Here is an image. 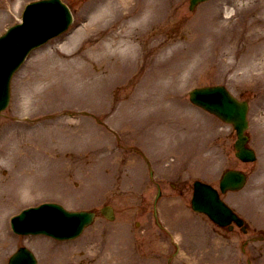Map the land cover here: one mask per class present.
<instances>
[{
  "label": "rangeland",
  "instance_id": "rangeland-1",
  "mask_svg": "<svg viewBox=\"0 0 264 264\" xmlns=\"http://www.w3.org/2000/svg\"><path fill=\"white\" fill-rule=\"evenodd\" d=\"M24 1L30 0H0V30L4 24L12 23L18 18V10ZM110 1L65 0L71 10L74 11V20H76L77 25H80L81 20L84 19H88L87 24H89L95 10L105 9L108 4L111 8L108 9L109 12L119 9L116 1ZM145 2L152 3L159 8L155 15L158 17L157 23L164 26V36L162 35L161 39H167V32H170L171 25H177L176 30L181 49L177 61H174V66L179 64L180 68L178 67V69L176 68L173 72L165 75L166 78L162 80L161 86L167 93L178 90L179 93L176 94L177 100L173 98L162 101V89L158 85V81H154L153 84L150 83L152 80L148 81L153 95L160 99L156 104L159 105L162 114V107L165 109L163 115L168 122H165V126L161 127L156 124L154 117L157 114V109L154 108L145 114L137 112L139 115L136 114V119L140 120L145 133H143L144 138L141 136L142 140L136 142L132 134L130 136L126 134L122 135L121 140L126 145L136 142L140 147L148 150L156 161V173L158 175L166 173L167 179L173 182L175 179H180L185 181L186 185H190L196 177L216 182L219 178V162L221 155L225 154L224 152H228L227 154L232 157L230 161L233 164L231 140H226L225 136L217 137V130L220 129L227 130L226 134H228V126L221 127V122L218 119L189 105L184 92L193 86L222 83L227 85L230 91L241 95L244 88V77L258 72L262 74L259 92H261V98L264 99V0H212L199 6L194 13L188 12V0L137 1L143 7ZM164 4L167 5L166 9H164ZM143 7L139 8L137 13L145 11ZM167 10L172 14L169 15ZM103 12L104 14L107 13V11ZM197 17L200 19L196 20L194 24L193 22ZM97 19L100 18H96V21ZM106 19L108 17L104 16L103 20L98 21L99 23L94 20L93 26L78 31V36L75 35L76 41L74 44L66 45V50L77 52V54L86 52L91 55L93 53L91 49L95 45L93 39L96 31L95 25L98 23L105 28ZM114 28L113 31H106L111 32L113 38L116 35L120 36L125 30H129L128 32L132 30V37L135 39L137 31L138 33L142 32V28L138 30L136 27H127L126 24L125 26L119 24ZM241 41L246 44V48L243 50L241 49ZM53 45H47L34 51L24 67L16 73L11 83L12 99L10 106L0 118V153L2 150L6 151L5 156L0 155L3 158L0 159V264H6L7 257L14 247L23 244L25 241V244L32 248L38 247L39 251L48 248L44 241L40 242L33 239L31 242L9 238L3 225L5 216H10L24 206L40 202L44 196L48 195L43 192L41 194L30 193L27 182L30 183L32 175L35 173L42 177L48 174L49 180L57 175V178L51 181L53 184L51 186L47 184L49 182L47 177L32 184L31 186L37 191H46L45 187L49 186V188L60 192L58 190L60 187L54 184H58L61 178L65 179L66 185L63 186L64 189L66 188V191L63 192L65 196H61L62 199L61 197L55 198L61 200L67 208L90 209L94 206H101L104 201L114 204L117 216L113 224L98 218L94 222V226L84 232L85 238L92 239L89 242L91 245L85 243L84 248H90L89 252L91 255L95 254L93 255L95 258L99 257L100 264H106V261L109 264H114L116 255L119 253L124 256V264H140L142 262L138 260L136 263L133 262L135 256L132 253V243H127V237H131L134 218L142 219L144 231L142 229L141 232L137 231V238L153 236L151 239L154 241L153 248L154 250L159 249L160 246L157 244L159 241L154 240V236L158 234L157 231L149 226V218L146 216L141 218L138 213L142 204L146 200L152 199L155 190L147 187L148 180L143 165L140 163L141 160L139 161L134 153L128 154L125 151L114 149L113 145L117 143L116 138L112 131L109 132L102 126L101 122L109 124L108 127L115 131L116 129L119 130L114 126V121H109V117L113 115V111L119 103L124 100L121 94L126 98V93L132 89V92L135 91L133 94L137 95L132 99H136V104L140 106L142 103H138L139 97L144 99L145 95L149 94L142 93V86L138 89L142 84L141 82L145 81L132 80L130 77L133 74L128 78L130 89L123 90L120 89V86L126 82L119 78L118 73H115L112 79L110 78L107 83H104L105 90L109 92L106 96L110 94L109 98L105 99L101 90L104 86L98 82L97 78L96 84L86 83L82 80L77 81V71L75 72L70 66L59 62L57 55L54 56L52 52L58 45L56 42ZM60 47L59 45L56 50H60ZM229 49L231 53H228ZM60 52H63V48ZM91 56L92 61L85 62L90 71L86 79L94 81L91 73L99 76L104 72L100 70L97 64L95 65V57ZM245 56L246 58L243 59ZM236 59L240 60V63L229 69L230 62ZM193 64L198 65V67L195 68L196 66ZM175 72L177 73L176 78L171 82L169 75ZM45 75L46 80H44ZM51 84L53 88L49 87ZM54 88L55 91L57 89L61 91L52 93ZM254 91L255 89H252V92ZM93 94L95 97L93 101H90L89 98ZM102 102L105 104L103 105ZM111 102L112 106L108 108ZM263 104V100L254 102L250 115V134L256 135L258 138H261L260 131L264 125V115L261 113ZM104 107L105 109H103ZM137 107L134 109H138ZM98 108L102 109L94 110ZM68 112H85L88 115L79 114L75 119L63 114L58 115V117L44 119L40 125L42 127L38 126L36 129H30L28 122L19 119L25 116H31V119H34L39 116L67 114ZM97 120L100 122L98 123ZM215 132H217L216 137L213 136ZM184 141L185 144H188L186 147H184ZM256 141L258 154L264 159L262 154L264 137L261 141L256 138ZM203 147L206 150L201 153ZM200 154L203 155L200 156ZM24 157L27 160L30 159V165L26 167L34 172L32 175L27 174L30 177L26 176L25 173L20 175L21 172L17 173V170L11 169L14 165L18 166L20 158ZM172 158L176 159L174 162L177 161L178 167L165 168L166 162L173 164L170 163ZM198 158L204 159L203 168L199 171L194 169L197 167ZM131 170L133 171L132 175H130ZM18 175L20 176L17 182H21L16 187L17 189L8 187L7 184L13 182ZM97 175L101 178L95 180ZM177 175L180 176L175 177ZM259 179L264 182V178ZM162 190L163 206L167 205L170 200L173 203L179 202L183 206L187 204L189 207L190 188L182 196L173 192L168 184H164ZM247 190L250 188L248 187ZM231 196L237 200L236 195ZM178 206L171 207L170 210L173 213L169 212L166 214L167 217L169 216L172 221H176V218L179 217L177 229L197 233L198 225L192 221L190 210L181 209ZM128 208H130L129 211H127ZM115 230L118 233L117 236L121 234L120 231H123L121 236L126 237L118 240L115 238ZM96 243L99 244V249ZM129 245L130 247L126 251L121 250ZM260 248L261 251L258 256L257 251ZM249 252L253 259L252 264H264V242L251 244ZM44 253L46 252L44 251ZM182 255L187 256L183 253ZM191 255L197 257V254L191 253ZM154 259L156 260V255ZM201 259L202 262L207 261L205 257ZM72 260L75 261L77 258ZM200 262L201 260L198 259V263ZM64 263L65 261H62L59 264Z\"/></svg>",
  "mask_w": 264,
  "mask_h": 264
},
{
  "label": "water",
  "instance_id": "water-1",
  "mask_svg": "<svg viewBox=\"0 0 264 264\" xmlns=\"http://www.w3.org/2000/svg\"><path fill=\"white\" fill-rule=\"evenodd\" d=\"M25 32V31H24ZM32 41H38V39H34ZM21 43V42H20ZM8 77V75H7ZM6 92H7V85L6 83L3 84V87L0 88V109L2 107L1 103H3L2 101L6 100ZM198 98V102H200V104L202 103V105H205L207 108H216V111L217 112H224L226 115H230L229 112H231V110L233 109V105L234 104H230L228 101H230L227 97L226 94H224L223 91L221 90H217V91H214V90H211L210 92H201L200 93V96L197 97ZM203 189L202 191L204 192L205 190H207V188H201ZM202 192V193H203ZM198 194V198L196 197V202H197V205L199 206L200 202L202 203V201H204V198L203 197H209L210 194ZM211 199V198H210ZM208 198V200H210ZM54 208L51 209V211L53 210ZM43 212V211H42ZM41 212V213H42ZM44 212H49L48 210L44 211ZM39 213V214H41ZM38 215V214H37ZM51 216V217H50ZM50 216L48 214H44V220H48L50 218L54 219L55 222H59V224L63 227V228H66L67 226V231H69V229H71L73 227V224L75 222H82V224L84 222H88L90 221V216L87 215V217L83 216V215H66V216H63L62 218H57L53 215L50 214ZM41 219V218H39ZM89 219V220H88ZM88 220V221H87ZM47 230L49 231V229L47 228ZM56 235V234H55Z\"/></svg>",
  "mask_w": 264,
  "mask_h": 264
},
{
  "label": "bare ground",
  "instance_id": "bare-ground-1",
  "mask_svg": "<svg viewBox=\"0 0 264 264\" xmlns=\"http://www.w3.org/2000/svg\"><path fill=\"white\" fill-rule=\"evenodd\" d=\"M102 15H100L101 17ZM78 34V32H76L74 34V36ZM127 33H123L121 36H115L114 39H116V44L118 45L119 48L121 49H112L113 52L116 54V53H119L121 56H123L124 59H130L135 51H136V47L134 45V43L129 39L127 38ZM74 36H71L69 37V39L67 40V42H71L73 41L74 43V40L76 38H74ZM74 39V40H73ZM66 42V43H67ZM65 43V44H66ZM113 45H106V42L105 43H102L101 46L98 45V48L95 46V51H94V57H97L99 56V54H101V56H103L104 58L110 56L108 53H107V48H112ZM64 49V47H63ZM70 51H67L65 52L63 55H60L59 56V60L63 63V64H68L67 66H70L73 71H77L78 75L76 76V78L78 79H85L86 78V74L84 73V70L85 69V63H84V60H91L92 59V56L89 55V57H84L83 54H80V55H76L77 52H73L72 54L69 53ZM68 57H71V58H68ZM74 77V79H76ZM44 80H46V75L44 77ZM2 154L3 155H6V151H2Z\"/></svg>",
  "mask_w": 264,
  "mask_h": 264
}]
</instances>
